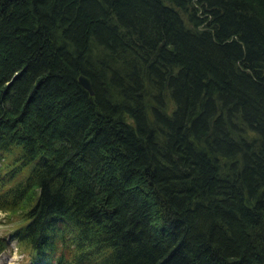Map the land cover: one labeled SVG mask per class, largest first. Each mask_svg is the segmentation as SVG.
<instances>
[{
  "label": "trees",
  "instance_id": "trees-1",
  "mask_svg": "<svg viewBox=\"0 0 264 264\" xmlns=\"http://www.w3.org/2000/svg\"><path fill=\"white\" fill-rule=\"evenodd\" d=\"M0 211L29 264H264V0H0Z\"/></svg>",
  "mask_w": 264,
  "mask_h": 264
},
{
  "label": "rangeland",
  "instance_id": "rangeland-1",
  "mask_svg": "<svg viewBox=\"0 0 264 264\" xmlns=\"http://www.w3.org/2000/svg\"><path fill=\"white\" fill-rule=\"evenodd\" d=\"M16 225H18L17 220L13 216H9V213L4 214L0 211V228L4 229L8 232L7 236L3 239L4 243H6V248L0 253V264H7V260L10 257V253L14 247H17L16 243L10 237V230L13 229ZM30 255V253H29ZM31 259L26 261V264H29Z\"/></svg>",
  "mask_w": 264,
  "mask_h": 264
},
{
  "label": "clouds",
  "instance_id": "clouds-1",
  "mask_svg": "<svg viewBox=\"0 0 264 264\" xmlns=\"http://www.w3.org/2000/svg\"><path fill=\"white\" fill-rule=\"evenodd\" d=\"M8 232L0 228V238H5ZM31 249H22L20 247H14L10 253V257L7 260V264H26V261L30 259L29 253Z\"/></svg>",
  "mask_w": 264,
  "mask_h": 264
},
{
  "label": "water",
  "instance_id": "water-1",
  "mask_svg": "<svg viewBox=\"0 0 264 264\" xmlns=\"http://www.w3.org/2000/svg\"><path fill=\"white\" fill-rule=\"evenodd\" d=\"M77 82L80 84V86L88 92V94L91 95V86L88 80L83 75H78Z\"/></svg>",
  "mask_w": 264,
  "mask_h": 264
}]
</instances>
